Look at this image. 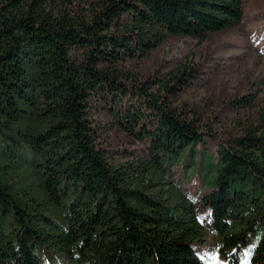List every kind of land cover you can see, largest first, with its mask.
I'll return each mask as SVG.
<instances>
[{"label": "trees", "instance_id": "trees-1", "mask_svg": "<svg viewBox=\"0 0 264 264\" xmlns=\"http://www.w3.org/2000/svg\"><path fill=\"white\" fill-rule=\"evenodd\" d=\"M56 1L0 0V128L38 122L23 131L24 143L41 157L48 198H65L68 212L61 226L42 214L34 224L0 182V215L11 209L18 223L9 231L0 226V264H39L40 249L68 264H220L192 250L203 223L218 236L211 248L217 259L264 264V130L216 138L167 101L174 85L154 77L118 81L122 61L145 56L168 36L199 39L236 25L240 1ZM154 84L162 95L150 91ZM93 96L111 105L123 132L148 142V165L108 162L90 125ZM189 148L192 163L206 158L214 174L210 190L198 179L202 191L181 195L174 210L163 193L175 185L165 187L164 174ZM197 148L203 151L195 158ZM196 203L207 208L204 221Z\"/></svg>", "mask_w": 264, "mask_h": 264}, {"label": "rangeland", "instance_id": "rangeland-1", "mask_svg": "<svg viewBox=\"0 0 264 264\" xmlns=\"http://www.w3.org/2000/svg\"><path fill=\"white\" fill-rule=\"evenodd\" d=\"M239 1L241 18L236 25L207 33L199 39L168 36L145 56L122 61L118 81L130 85L154 77L157 83L174 85L176 93H169L167 101L183 116L198 117L205 125L203 128L216 138L225 140L242 134L247 128L260 134L264 130V0ZM170 74L178 75L181 81L168 82ZM157 87L159 85L154 84L150 91L162 95L161 87ZM248 99L250 104L245 106L244 101ZM128 102L131 100L123 104ZM88 109L95 141L109 163L137 164V160H141L148 165L152 153L148 142L123 132L111 115L110 104L93 96ZM38 126L36 120L21 119L0 128V182L8 186L10 197L32 223L40 224L36 214H42L61 226L68 212L66 199L48 198L42 185L41 157L27 147L22 136L23 131ZM203 139L213 150L211 138ZM191 150H186L164 174L165 187L175 185L163 193L174 210L181 209L178 206L181 195L192 197L202 188L210 190L207 178L214 171H208L206 158L200 166L192 163ZM200 151L203 150L196 149L195 158ZM198 179L206 183L201 189L196 185L200 182ZM206 213L207 208L196 203V217L200 221L208 218ZM0 226L4 231L17 228L11 209L0 215ZM217 237L213 229L203 223L200 240L197 244L191 242L192 250L201 259L206 257L225 264V260L217 259L211 250L217 245ZM39 254V264H68L60 253L40 249Z\"/></svg>", "mask_w": 264, "mask_h": 264}]
</instances>
